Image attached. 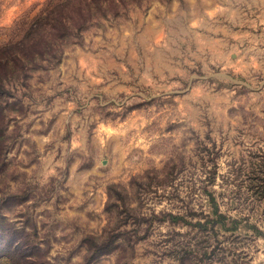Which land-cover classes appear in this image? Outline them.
<instances>
[{
	"label": "rangeland",
	"instance_id": "1",
	"mask_svg": "<svg viewBox=\"0 0 264 264\" xmlns=\"http://www.w3.org/2000/svg\"><path fill=\"white\" fill-rule=\"evenodd\" d=\"M119 9L6 83L0 264H264V0Z\"/></svg>",
	"mask_w": 264,
	"mask_h": 264
},
{
	"label": "trees",
	"instance_id": "2",
	"mask_svg": "<svg viewBox=\"0 0 264 264\" xmlns=\"http://www.w3.org/2000/svg\"><path fill=\"white\" fill-rule=\"evenodd\" d=\"M125 2L126 0H60L48 4L26 24L20 39L3 44L0 47V121L4 118L1 98L8 93L6 83L13 75H23L31 61L42 60L46 56L56 57L62 42L69 39L74 31H80L96 12L103 16L115 15ZM4 132V127L0 126V138L4 137Z\"/></svg>",
	"mask_w": 264,
	"mask_h": 264
}]
</instances>
